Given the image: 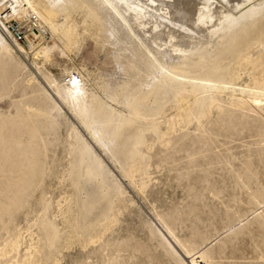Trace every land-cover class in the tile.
<instances>
[{
    "label": "bare ground",
    "instance_id": "obj_1",
    "mask_svg": "<svg viewBox=\"0 0 264 264\" xmlns=\"http://www.w3.org/2000/svg\"><path fill=\"white\" fill-rule=\"evenodd\" d=\"M224 2L229 5L226 9L210 0H7L6 3L0 0V51L5 52L4 57H12V48L4 36L6 32L9 34L5 21L12 18L17 22L28 19L33 23L28 36L30 51L18 43L16 45L20 51L30 54L35 64L38 59L43 64L49 62L51 52L58 48L57 42L63 48L62 55L64 51L80 48L85 33L97 36L102 46L110 42L115 47L110 59L119 67V76L114 80L104 79L98 86L100 92L93 89L89 93L86 90L80 93L79 73L72 75L63 89L50 75L37 68L52 90L43 88L42 92L47 98L53 99L55 95L63 98L92 142L134 188L144 193L150 181L151 151L156 144L166 147L171 142V135L192 124L200 129L204 119L209 120L213 111L219 114L217 118L223 129H233L235 124L228 117V120L221 117L230 111L220 105L218 95L226 94L224 101L237 109L259 107L264 110V0ZM250 5V10L237 15ZM158 8L161 14L154 19L152 29L151 13ZM5 9L6 20L1 15ZM138 30L143 34L142 38L137 37L140 47L135 46L137 38L134 36L139 35ZM144 37L152 39L154 48L144 41ZM36 79V74H32L27 81L31 83ZM237 85L242 87L236 88ZM57 105V102L53 107L48 104V109L42 105L41 111L51 118L50 112ZM35 110L40 111V108ZM20 119L13 124L17 126L19 137L23 135L22 129L25 128L22 127L27 122ZM212 123L217 124V121ZM69 129L68 136L73 142L69 143L67 151L65 175L72 188L70 195L74 203L67 206L68 216L63 218L71 233L66 247L78 244L87 248L103 239L118 222L121 212L117 203L125 200L127 190L81 130L74 125ZM11 137L13 143L9 144L3 135L0 136V160L11 164L10 169L15 168L17 174L29 175L26 172L29 168L36 172L40 165V154L33 147L36 143L24 147L17 136ZM208 139L201 140V148L188 155L208 151L213 144V140ZM241 181L246 185L243 179ZM205 190L212 193L206 187ZM193 196L199 197L197 194ZM202 196L204 194L200 198ZM49 208L48 203L42 216L45 239H39L35 245L31 243L25 258L17 260L20 264H46L44 259L49 264L58 263L56 243L61 235L55 222L46 217ZM237 209H234V215L242 216L245 210ZM165 228L173 235L169 227ZM184 251L189 254L187 249ZM1 253L5 256L7 251ZM257 257L264 260V249ZM201 259L203 257L196 256L192 264H203Z\"/></svg>",
    "mask_w": 264,
    "mask_h": 264
},
{
    "label": "rangeland",
    "instance_id": "obj_2",
    "mask_svg": "<svg viewBox=\"0 0 264 264\" xmlns=\"http://www.w3.org/2000/svg\"><path fill=\"white\" fill-rule=\"evenodd\" d=\"M210 1L217 2L225 9L229 6L224 0ZM251 8L252 5L245 7L237 15ZM154 12H157L156 16ZM158 14H161L159 8L151 13L152 29ZM23 22L28 29L32 28L30 20L19 21ZM142 35L140 32L134 37L142 38ZM4 36L12 48V57L6 58L3 56L5 52L0 51V136L3 135L6 142L12 144L11 135H15L24 147L36 143L33 147L40 154V165L36 172L29 168L26 171L29 175H21L15 172V168L10 169L11 164L0 160V254L7 251L5 256L0 255V264H20L17 260L25 258L29 245L45 239L42 216L48 203L50 208L46 217L55 222L61 235L56 243L59 249L57 264H192L196 256L203 257V264H264V260L257 257L264 249V110L259 107L237 109L224 101L226 94L218 95L219 100L221 98L219 102H222L219 104L228 108L226 111L231 114L220 116L225 120L230 119L235 124L233 129H223L217 118L219 114L213 111L209 120L204 119L200 129L192 124L171 135V142L166 147L156 144L151 151L149 185L141 193L122 176L99 146L92 142L93 139L67 102L58 95L53 99L45 96L43 88L52 90L37 69L50 75L63 89L69 78L79 73L80 93L85 90L89 93L93 89L99 91L98 86L104 79L114 80L119 76V67L110 59L115 47L110 42L102 46L97 36L85 33L80 48L64 51L62 55L63 48L57 42L58 48L51 52V60L43 64L38 59L35 60L36 65L30 54L20 51L17 43L6 34ZM139 38L135 41L137 47H140ZM144 41L154 48L152 39L145 38ZM21 46L30 51V46ZM156 49L158 47L155 45ZM150 57H153L152 54ZM32 74H36L37 79L29 83L27 80ZM25 102L34 109L25 105ZM55 102L58 107L53 108V112L51 110V118H48L41 108L44 105V109L53 107ZM35 108H40V111ZM19 119L24 123L27 120L26 126L22 127L25 130L22 129L24 133L21 137L17 126H13ZM212 121H217V124ZM3 122H7L6 125ZM72 124L94 145L97 153L104 158L127 190L125 200L117 203L122 213L118 214V222L113 224L103 239L87 248L78 244L66 247L71 233L63 223V218L68 216L65 211L67 206L74 203L70 195L72 188L65 175L69 157L67 151L69 143L73 142L68 136ZM211 130L214 131L212 134L209 133ZM13 131L15 133L11 134ZM35 135L36 138H33ZM205 137L213 140L210 149L189 156L192 150L201 148V140ZM181 145L182 149L179 147ZM204 186L212 193L205 190ZM191 189L193 191L190 193ZM194 194L199 197L196 199ZM203 194L204 197L200 198ZM237 208L245 210L240 217L234 215V209L236 211ZM165 227H169L173 235ZM185 249L189 254L185 253ZM43 261L49 264L47 259Z\"/></svg>",
    "mask_w": 264,
    "mask_h": 264
},
{
    "label": "built area",
    "instance_id": "obj_3",
    "mask_svg": "<svg viewBox=\"0 0 264 264\" xmlns=\"http://www.w3.org/2000/svg\"><path fill=\"white\" fill-rule=\"evenodd\" d=\"M6 12L3 14V19L6 18ZM7 24V31L6 32L8 37H10L15 43H19L21 45L29 47V39L28 36L31 33V29H28L29 27L26 26V23H19L16 20H12L9 22H6Z\"/></svg>",
    "mask_w": 264,
    "mask_h": 264
},
{
    "label": "snow or ice",
    "instance_id": "obj_4",
    "mask_svg": "<svg viewBox=\"0 0 264 264\" xmlns=\"http://www.w3.org/2000/svg\"><path fill=\"white\" fill-rule=\"evenodd\" d=\"M73 83H76V81H73Z\"/></svg>",
    "mask_w": 264,
    "mask_h": 264
}]
</instances>
